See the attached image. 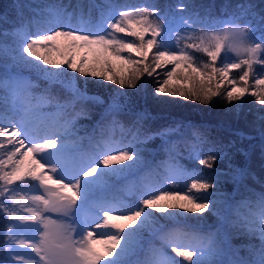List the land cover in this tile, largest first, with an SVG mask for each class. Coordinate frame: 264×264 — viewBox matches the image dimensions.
Masks as SVG:
<instances>
[{"label":"snow or ice","instance_id":"obj_1","mask_svg":"<svg viewBox=\"0 0 264 264\" xmlns=\"http://www.w3.org/2000/svg\"><path fill=\"white\" fill-rule=\"evenodd\" d=\"M96 7L94 18L91 9L68 11L54 2L39 20L5 33L14 38L13 45L0 44V213L7 221L0 264H217L215 258L226 251L233 252L227 264H264V193L255 194V202L246 198L231 204L213 169L220 153L209 149L212 154L200 158L206 138L195 126L188 125L193 129L190 157L212 169L211 176L175 163L173 149L163 172L141 174L146 161L140 145L152 135L142 126L125 127L117 119L123 106L116 99L108 110L111 120L98 125L100 133L89 138L87 152L67 142L75 135L76 118L86 113L63 118L77 100L92 99L87 79L82 90L75 73L120 89H137L143 77L155 76L154 97L202 103L219 96L227 83L229 104L240 101L236 107L241 108L251 95L264 105V16L254 27L247 20L251 4L216 18L187 12L184 3ZM23 70L49 86H64L74 99L60 102L48 89L34 92L39 86ZM234 70L239 71L235 78ZM49 106L55 112L43 111ZM180 127L154 135L166 137ZM259 148L264 157V128ZM248 174L246 168L236 169L233 179L239 182ZM120 180L125 183L115 195ZM189 180L178 188V181ZM171 197L184 202H170ZM253 203L256 209L247 215L237 210ZM206 210L220 221L215 232L203 234L185 223L188 213ZM233 231L259 241L248 245L251 258L232 250ZM16 246L27 251L20 254Z\"/></svg>","mask_w":264,"mask_h":264},{"label":"trees","instance_id":"obj_2","mask_svg":"<svg viewBox=\"0 0 264 264\" xmlns=\"http://www.w3.org/2000/svg\"><path fill=\"white\" fill-rule=\"evenodd\" d=\"M54 2L66 6L68 11L79 12L83 9L87 14L91 9L94 18L99 14V9L96 6L102 7L106 2L118 7L138 6L146 3L175 7L179 3H184L188 6L187 12H198L202 17L209 15L213 18L234 11L238 12V5L251 4L255 7L253 15H249L247 20L254 27L260 25V18L264 16V0H0V38L6 39L7 35L5 33H11L22 23L39 20L43 9ZM187 12L183 13L187 15ZM40 26L43 27L42 24ZM257 35H259V32H257ZM3 71V60L0 59V72ZM23 72L39 86L34 89V92L40 93L44 89H48L50 94L58 98L60 102L74 99L73 94L64 86L60 84L49 86L47 81L38 79L35 73L30 70H23ZM78 79L81 80L79 77ZM80 80L79 86L84 90L85 80L83 82ZM142 88H145V90H139L137 94L126 93L127 95L118 96L116 91H104L101 86L87 83V96L92 97V99L82 98L77 100L75 109H68L63 117L64 119H70V117L75 116L76 112L83 111L86 113L76 118L73 127L75 136L79 138L76 143L82 152L89 150V138L99 135L100 128L98 125H103L111 120L112 116L108 115V110L114 99H116L123 106L117 119L125 127L142 126L143 130H147L149 135H152L156 131L175 128L177 124L181 125L179 132H173L172 135L169 133L170 139L164 141L160 138L151 139L148 147L145 144L142 145V154L146 158V166L141 170V174L152 169L163 172L161 165L170 162L169 149H173L175 163L189 169L197 168L203 175L211 176L213 174L212 169L200 165L198 160H193L190 157L193 129L189 128L188 125H193L205 135L206 142L202 146V152L205 155H210L212 153L209 149H212L220 153V159L213 163V169L219 174L220 191L229 197L231 204L239 205L240 201L246 198H251L255 202L258 199L255 194L264 193V157H262L259 148L260 134L262 128H264V121L260 117H264V111H251L252 105L246 103L241 108H237L233 104L227 107L226 103L219 102V97L222 98L225 93H220L218 98H212L209 103H202L194 98L191 100H178L175 98V101L164 105L154 101V98H157L153 96L154 87ZM43 111L55 112V108L49 106ZM138 120L139 124H137ZM245 168L248 169L249 174L242 181L234 180L235 170ZM124 183L123 180L116 181V186L112 190L113 194L120 195L118 189ZM209 183L215 182L209 180ZM250 186L258 188L259 191H250ZM227 190H229V193H226ZM208 191L212 192L213 189ZM252 208H256L255 203L240 205L237 210L244 215ZM188 216L190 219L185 223L203 234L215 232L220 225V221H214L216 218L209 216L208 213L203 215L206 217H203V219L197 218L200 217V213ZM6 224V218L0 213V248L4 244L3 232ZM233 238L230 239L232 250L239 256L251 258L250 252L242 241ZM234 240L238 242L235 243ZM145 247H147V244ZM3 255V253H0V256ZM232 255L233 252L226 251L219 259H216L217 264H227Z\"/></svg>","mask_w":264,"mask_h":264},{"label":"rangeland","instance_id":"obj_3","mask_svg":"<svg viewBox=\"0 0 264 264\" xmlns=\"http://www.w3.org/2000/svg\"><path fill=\"white\" fill-rule=\"evenodd\" d=\"M120 8H121V10H123L124 7H120ZM177 15L179 16V15H185V14L183 12H178ZM32 30L35 31V28L33 27ZM13 40H14V38L11 35H9V36L7 35V38L6 39L0 38V44H4V45L11 46V45H13ZM51 55L53 56V58H58L55 53H52ZM198 55H200V54H198ZM204 58L206 59V57H204ZM218 66H219V64H218ZM256 67L259 68L260 66L257 65ZM158 71H160V70H158ZM75 75L77 77L81 78V80L80 79H78V80H80V81L83 82L85 79H87V83H89V84L92 83L93 85L101 86V89H103L104 91H116L118 93H127V94L130 93L131 95L137 94V92L139 90H145V88H142V87H146V89H149V87H155V85H156V77L155 76H153V77H143L142 78L143 83L141 81H138L137 82V89H131V88L120 89L118 85L112 84L111 82H108V81H103L102 79H96V78H92V77L84 78V77H80L78 73H75ZM238 75H239V71L238 70H234L231 73V77H233V78L237 77ZM91 81H94V82H91ZM240 86H243V85H240ZM252 87H253V80L250 77V79H249V88L251 89ZM227 90H228V85H227V83H225V85L220 89V93L221 94H224ZM216 97L218 98L219 96H216ZM175 98L178 99V100L184 99V98H180V97H171V96H167V95H163L162 94L159 97L154 98V101H158V103H160V104L167 105L171 101H175ZM243 99H244V101H245L246 104L252 105L251 111H256V112L264 111V105L259 104V102L256 101L255 97H253L251 95H246ZM187 100H191V99H187ZM219 102L220 103H223V104L226 103L228 105L227 107H230L232 104L233 105L240 104V101H232L231 104H229V102L226 101L225 96H222V98L219 97ZM72 117H70V119ZM164 130H166V129H162L160 131H156V133H160V132H162ZM73 131H75L74 128H73ZM156 133H153L152 134V139H154V140L156 138H160V139H162V141L167 140V139H170V136L169 135L166 136V137H162L160 135H154ZM172 134L173 133H170V135H172ZM77 140H78V137H76L75 135H72V136H69L68 137L67 142L71 145L73 142L76 143ZM150 140L151 139H149V141L147 140L143 144H145L148 147L150 145ZM143 144L140 145L141 148L143 147L142 146ZM205 156H207V155H205L202 152L200 158H204ZM144 159L146 160V158H144ZM185 183L190 184L191 181L190 180L189 181H186V182H179L178 181L177 182L178 188H184L185 187ZM249 189H250V191L251 190H257V191H259L258 188H253V186H250ZM169 190H171V185H169ZM227 191L228 192H226V193H229V190H227ZM213 198H215V197H213ZM168 200L170 202H184L180 197H171V198H168ZM255 209L256 208L249 209L244 215L249 214L251 211H254ZM205 213H208L209 216L215 217L216 220H214L213 217H212V219L214 221H216V222H219V219H218V217L216 215L209 213L207 210L205 211ZM205 213H200V216L205 215ZM190 214H193V213H188L187 215H190ZM157 215H159V214H157ZM203 217H205V216H203ZM231 237H232V239H234L233 237H235V238L239 239L240 241H242V243L244 244V246H246V248H247L248 251H249L248 245H258L259 244V241L255 237H249V236H247V235H245L243 233H238V232L233 231V232H230V239H231ZM234 242L236 243L238 241H235L234 240ZM16 247H17L18 253H20V254H23V253H25L27 251V249H24V248H22L20 246H16ZM98 247H100V246L98 245ZM189 250H192V249H189ZM171 254L173 256H175L177 259H183V258H180V257L176 256L175 253H171ZM240 257H242V256H240ZM219 258H220V256L219 257H216L215 259H219ZM244 258H247V257H244Z\"/></svg>","mask_w":264,"mask_h":264}]
</instances>
